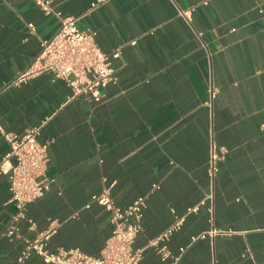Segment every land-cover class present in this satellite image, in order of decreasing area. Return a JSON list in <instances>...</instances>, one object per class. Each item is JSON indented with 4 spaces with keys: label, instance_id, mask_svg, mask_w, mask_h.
I'll use <instances>...</instances> for the list:
<instances>
[{
    "label": "crops",
    "instance_id": "obj_1",
    "mask_svg": "<svg viewBox=\"0 0 264 264\" xmlns=\"http://www.w3.org/2000/svg\"><path fill=\"white\" fill-rule=\"evenodd\" d=\"M91 1L51 6L78 17ZM176 5H195L190 24ZM58 25L33 0H0V122L16 135L42 124L54 179L27 205L21 232L54 221L48 249L98 256L113 226L93 197L106 192L123 208L144 196L140 264H264V0H108L78 21L102 51H120L100 102L71 98L49 72L15 83ZM211 143L226 149L213 181ZM7 150L0 135V159ZM8 184L0 174V264L21 249L4 235L15 211ZM179 218L162 259L148 243Z\"/></svg>",
    "mask_w": 264,
    "mask_h": 264
},
{
    "label": "built area",
    "instance_id": "obj_2",
    "mask_svg": "<svg viewBox=\"0 0 264 264\" xmlns=\"http://www.w3.org/2000/svg\"><path fill=\"white\" fill-rule=\"evenodd\" d=\"M33 1L45 14L57 17L59 25L51 37L40 41L38 54L29 69L21 73L15 83L25 81L30 75L49 72L54 79L65 83L70 89L71 98L83 94L95 102L102 101L104 88L117 81L112 59L118 58L120 51H102L95 41V32L80 28L78 21L108 0H92L89 7L78 17L65 15L61 10L53 8L51 0ZM194 9L195 5H176V14L190 24ZM135 43V40L130 41V44ZM4 88L5 86H0V94ZM41 126L40 123L28 127L21 135H16L6 131L0 122V135L8 143V150L0 159V174L8 177V202L15 208L4 235L10 242L21 245L15 264L24 263L32 255L39 256L46 264H140L144 248H135L134 241L142 228V212L146 206L144 196L135 198L123 208L115 206L106 192L93 197L110 212L113 226L98 256L87 255L78 247L48 249V241L55 232L54 221L33 236L21 232L18 222L26 217L27 205L43 196L54 181L47 174V143L38 141ZM225 153L226 149L214 143L209 146L207 175L210 181L215 179L219 162ZM29 223V228L33 229V222L29 220ZM181 223L182 219H177L149 241L148 246H153L162 259L171 257L165 241ZM180 250L183 251V248ZM178 258L174 257L171 264H176Z\"/></svg>",
    "mask_w": 264,
    "mask_h": 264
},
{
    "label": "trees",
    "instance_id": "obj_3",
    "mask_svg": "<svg viewBox=\"0 0 264 264\" xmlns=\"http://www.w3.org/2000/svg\"><path fill=\"white\" fill-rule=\"evenodd\" d=\"M16 262V261H15ZM15 264V263H14Z\"/></svg>",
    "mask_w": 264,
    "mask_h": 264
}]
</instances>
